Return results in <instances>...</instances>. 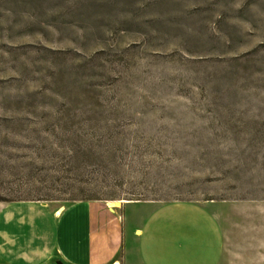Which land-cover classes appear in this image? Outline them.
<instances>
[{"label":"rangeland","instance_id":"374dc122","mask_svg":"<svg viewBox=\"0 0 264 264\" xmlns=\"http://www.w3.org/2000/svg\"><path fill=\"white\" fill-rule=\"evenodd\" d=\"M226 186L264 200V0H0V206ZM184 202L132 205L169 264L216 236Z\"/></svg>","mask_w":264,"mask_h":264},{"label":"crops","instance_id":"0c3cea01","mask_svg":"<svg viewBox=\"0 0 264 264\" xmlns=\"http://www.w3.org/2000/svg\"><path fill=\"white\" fill-rule=\"evenodd\" d=\"M194 191H188L194 197L182 199H118L109 201L115 203L111 207L103 200H79L60 208L24 202L0 206V264H169L163 241L157 244L160 251H153L152 217L146 214L147 209L135 212L132 205L162 207L181 201L205 212L201 222L211 221L216 227L208 252H199L190 261L264 264V200L236 207L227 186L221 195L204 196ZM216 203L230 206L212 207Z\"/></svg>","mask_w":264,"mask_h":264}]
</instances>
